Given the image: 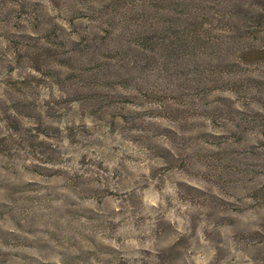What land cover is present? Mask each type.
<instances>
[{
    "label": "rangeland",
    "instance_id": "obj_1",
    "mask_svg": "<svg viewBox=\"0 0 264 264\" xmlns=\"http://www.w3.org/2000/svg\"><path fill=\"white\" fill-rule=\"evenodd\" d=\"M252 6L0 0V264H264Z\"/></svg>",
    "mask_w": 264,
    "mask_h": 264
},
{
    "label": "trees",
    "instance_id": "obj_2",
    "mask_svg": "<svg viewBox=\"0 0 264 264\" xmlns=\"http://www.w3.org/2000/svg\"><path fill=\"white\" fill-rule=\"evenodd\" d=\"M244 11L245 17L241 19V24L236 25L238 31L242 32L240 37L229 36L232 38L230 43L239 46L238 52H231L229 54L231 58L227 61V64L230 66H237L242 63L264 62V0H260L258 5L244 8ZM228 16L226 17V23L230 26V24H234V20H232L234 15L228 14ZM199 20L198 27L194 26L190 29L189 33H184V35L187 41L203 45L209 42L211 38H214V36L211 33L212 29L210 26H204L206 24L201 21L202 19L200 18ZM220 21H222V18L217 22ZM227 30L230 31L229 29ZM259 39L261 42H257ZM228 80L232 85L235 81L234 76H229ZM235 83L230 87V90L235 91L234 89L236 88H246V85L240 84V86H236Z\"/></svg>",
    "mask_w": 264,
    "mask_h": 264
},
{
    "label": "clouds",
    "instance_id": "obj_3",
    "mask_svg": "<svg viewBox=\"0 0 264 264\" xmlns=\"http://www.w3.org/2000/svg\"><path fill=\"white\" fill-rule=\"evenodd\" d=\"M260 0H246V3L249 5H258Z\"/></svg>",
    "mask_w": 264,
    "mask_h": 264
}]
</instances>
